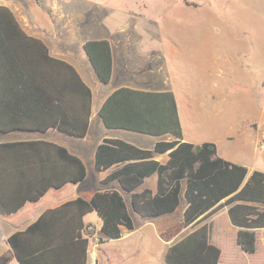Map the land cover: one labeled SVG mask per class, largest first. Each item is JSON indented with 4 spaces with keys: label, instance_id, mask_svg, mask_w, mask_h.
<instances>
[{
    "label": "trees",
    "instance_id": "obj_1",
    "mask_svg": "<svg viewBox=\"0 0 264 264\" xmlns=\"http://www.w3.org/2000/svg\"><path fill=\"white\" fill-rule=\"evenodd\" d=\"M2 22L22 34L6 8H0ZM83 50L98 82L107 85L112 75L110 43L90 40L84 43ZM46 58L56 68L51 80L67 82L68 93L80 95L81 114L73 116L69 108L66 113L61 94L57 93L50 98L44 96L54 103L49 119H45L46 115L42 119L19 120L1 130L46 132L55 128L66 136L82 139L89 126L91 90L71 66ZM31 83L38 85L37 81L30 80L28 84ZM98 116L106 129L171 138L156 142L149 150L118 139H104L94 157L96 172L114 168L103 184L116 182L128 194L131 212L142 219L173 214L182 193L186 208L181 221L162 237L169 241L186 228L192 231L166 249L165 264H220L221 251L209 243L206 222L224 207H228L230 223L238 228L237 246L245 254L255 252V230L264 227V210L257 208L264 206V172L248 174L245 167L217 156L213 143L185 142L173 91L121 87L105 98ZM162 154L168 157L165 164L154 160L155 155ZM154 174L155 191L145 188L139 192L145 179ZM85 176L82 161L63 146L46 141L0 144V213H16L26 202L39 201L49 189L79 183ZM90 213L101 221L100 243L118 239L120 227L133 229L129 208L120 192L100 191L90 200L77 198L48 210L25 230L10 235L6 240L9 253L0 256V264L12 259L18 264H86L93 231L83 218Z\"/></svg>",
    "mask_w": 264,
    "mask_h": 264
},
{
    "label": "rangeland",
    "instance_id": "obj_2",
    "mask_svg": "<svg viewBox=\"0 0 264 264\" xmlns=\"http://www.w3.org/2000/svg\"><path fill=\"white\" fill-rule=\"evenodd\" d=\"M78 1L91 8L87 24L92 33L109 36L112 40L123 34L132 38L134 47L127 61L132 63L133 75L139 82H149L153 87L172 88L182 125L189 134L209 137L223 134L227 128L233 130L237 143L228 149L229 153L246 159L251 167L264 172V149L261 148L264 146V134L258 140V149L262 152L257 158L252 157L251 146L248 145L255 106L264 101V89H258L259 96H256L255 88L257 76L264 74L263 67L258 66H264V0ZM221 55L231 64L222 66L224 85L212 88V75L219 71ZM211 61L217 62L219 67L212 65L211 72H207L205 68ZM157 65L161 70L153 72ZM114 86L115 82H112L100 85L94 91L107 95ZM190 108L193 111L191 116L187 113ZM251 127L255 131L258 128L264 131V118L261 122L255 121ZM92 129L85 139L73 140V144L91 149L104 137L118 138L136 147L150 149L159 139L123 130H107L99 119L93 121ZM86 155L85 161L89 157ZM149 183L150 180L146 181L144 186L149 187ZM103 189L105 186L100 185L99 175L88 163V174L81 184L80 193ZM50 194L58 195L59 192L51 191ZM184 206L185 201L180 198V205L173 214L154 220L131 214L135 227L133 238L121 243L119 249H114L111 243L100 244L94 256L90 248L89 264H110L112 258L123 256L124 251L142 257V263L135 264H165V249L154 231L155 228L165 230L177 223ZM94 216L92 214L86 220L96 226ZM222 229V226L212 224L211 232H217L215 236L226 264H250L258 259L249 255L238 256L235 240ZM135 240L137 245L141 242V247L134 244ZM99 242L101 240L94 241L95 244Z\"/></svg>",
    "mask_w": 264,
    "mask_h": 264
},
{
    "label": "crops",
    "instance_id": "obj_3",
    "mask_svg": "<svg viewBox=\"0 0 264 264\" xmlns=\"http://www.w3.org/2000/svg\"><path fill=\"white\" fill-rule=\"evenodd\" d=\"M0 8H6L12 14L15 22L17 23V26L22 32V34L14 32L12 28H10L4 22L0 24L2 30L0 31V144L19 141H46L63 146L68 150L69 153L78 157L82 161L87 175L88 163L94 169V157L97 146L104 139L118 138L102 137L92 146L91 149L85 146L73 144V140H83L89 134H91V130H93L92 123L96 119H99L101 125L104 127L101 119L98 116V111L105 98L112 91L121 87H128L136 90L172 91L171 87H168L167 89H159L157 87H153L149 82H139L133 75L135 70L132 69V63L130 61H127V57H129V54L132 53L134 47L131 44L132 38H128L127 35L123 34L119 36V39L112 40L109 36L99 34L95 35V33H92L87 24L89 15L92 13L90 11L91 8L84 6V4L78 0H0ZM90 40H107L110 43L112 55V75L108 84L115 82V86L107 95L101 93L100 91H94L98 90L96 89V87H99L103 84L98 82L83 50L84 43ZM46 56L71 66L80 77L81 81L91 90L92 100L89 126L86 136L82 139H76L66 136L60 133L55 128H50L46 132L1 130V128H9V126H12L13 122H17L19 120H34L36 118L42 119L46 115L48 116H46L45 119H49V115L52 112L54 103L47 101L44 96H47L46 98H50L51 95L57 93L61 94V102L63 100V107L66 113L68 112L67 108H69L71 112L68 113L73 112V116L77 115L78 113L81 114L82 99L80 95H78L77 93H68L67 82H64L63 80L54 82L51 80L52 77L56 75V68L54 64L47 60ZM164 56L165 54L163 52V59ZM219 59L221 61V64L219 71L212 75V88L218 87L219 85H224L222 66H228L231 64V61H229V59L224 60L223 55H221ZM212 65H214L215 67H219V64L217 62L214 63L213 61H211L207 64L205 71L211 72L213 67ZM258 66L263 67L264 69L263 65ZM160 70L161 69L159 65H157L156 67H154L153 72H158ZM38 74H40L42 77ZM257 77L258 78L256 79L255 88L257 90L256 96H259L260 90L258 89H264V74ZM30 80L32 82L37 81L38 85H35L34 83L28 84ZM22 95L25 97L22 98ZM37 96L40 97L38 98ZM257 106H255L253 117L251 118L252 122H261L264 118V101H262L261 103L259 102ZM192 112L193 111L190 108L189 112L187 113L191 116L193 115ZM180 122L182 127L183 140L185 142L195 145L201 143H213L216 146L217 156H219L220 158L238 166L245 167L248 170V174L256 170L254 169V167H251L249 165L246 159L234 156L229 153L228 149L237 143L235 141L236 132H234L233 130L227 128L223 134H213L209 137H199L189 134L188 131L184 129L181 118ZM253 123H251L249 128L248 145L251 146V154L255 159L262 152L258 149V140L260 135L264 134V131L261 132V128H258L255 131L251 127ZM154 138H159L156 142L171 140L169 136ZM156 142H154L151 146L153 147ZM152 147L150 149H152ZM86 153L89 154V157H87V161H85V157L87 156ZM167 159V154L154 156V160L160 164H165L167 162ZM112 170H114V168L104 172H96L94 169V171L99 175L100 185L105 186V189L101 191L116 190L120 192L127 207L129 208L130 214L139 217L138 215L131 212L129 196L122 189H120L116 182L103 184V181ZM85 179L86 176L83 181L79 183L66 184L60 189H49L39 199V201L34 203L26 202L16 213L10 215H3L0 213V256L9 253V247L6 243V240L10 235L25 230L46 211L56 209L63 204L77 198L90 200L95 193L100 192L97 191L88 194L80 193L81 184L85 181ZM156 179L157 177L155 174L148 177L147 179H145L143 185L138 189V191L140 192L145 188L155 191ZM148 180H150L149 187H146L144 185ZM51 191L59 192V194L52 195L50 194ZM64 191L69 192H67V194H62ZM180 198H183L182 193ZM257 207H262V209L258 208L260 212L264 210V206ZM185 208L186 204L182 209V214ZM227 211L228 207L221 208L211 217L210 220L206 222V224L208 225L209 243L218 247L221 251L220 264L226 263L222 259L223 252L220 248L221 245L218 244V239L215 236L217 232L213 234L211 232V227L212 224L217 225L218 227L222 226V231L227 232V235L231 239H234L236 242V234L238 228L234 227L230 223ZM92 214L95 215V224L97 227L86 220ZM26 215L30 216L28 218L26 217L27 219H24ZM155 219H160V217ZM180 221L181 219L177 223L170 225L165 230L155 228L154 232L158 240L162 243L165 252L172 243L178 241L192 231V229L186 228L181 231L176 237L172 238L169 241H166L162 237V235L168 230L176 227ZM83 222L85 225H89V230L93 231V235L89 238L88 241L86 251V264H89V262L91 263V259L89 256L90 248H92L94 256L95 250L100 244L111 243L112 245H114V249H119L121 243L130 238H133L132 234L134 233L135 228L134 221L133 229L130 231L124 227H120V237L118 239H104L102 243L99 242L95 244L94 241L99 240V236H101L99 231L101 221L98 219L95 213H90L83 218ZM258 233H260V235ZM255 234V252L249 256L258 257V259H256L255 262H250V264H264V261L259 262L261 258H264V227L256 229ZM96 237L98 239H96ZM91 243L92 246L90 247ZM134 244H138L137 240L134 241ZM140 244L141 242H139V245L137 246L141 247ZM237 254L238 256H240L241 254L248 255L242 252L239 247ZM141 258L142 257H138V255L136 254H127V252L124 251L123 256L120 255L117 258H112L110 264H135L137 262L142 263ZM13 262L18 264L14 259H12L8 264H11Z\"/></svg>",
    "mask_w": 264,
    "mask_h": 264
},
{
    "label": "built area",
    "instance_id": "obj_4",
    "mask_svg": "<svg viewBox=\"0 0 264 264\" xmlns=\"http://www.w3.org/2000/svg\"><path fill=\"white\" fill-rule=\"evenodd\" d=\"M263 147H264V146H261L262 149H264Z\"/></svg>",
    "mask_w": 264,
    "mask_h": 264
}]
</instances>
